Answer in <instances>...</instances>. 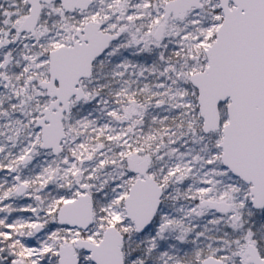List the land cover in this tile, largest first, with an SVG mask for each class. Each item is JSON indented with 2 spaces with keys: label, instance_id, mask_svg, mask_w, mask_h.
<instances>
[{
  "label": "snow or ice",
  "instance_id": "obj_1",
  "mask_svg": "<svg viewBox=\"0 0 264 264\" xmlns=\"http://www.w3.org/2000/svg\"><path fill=\"white\" fill-rule=\"evenodd\" d=\"M0 264H264V0H0Z\"/></svg>",
  "mask_w": 264,
  "mask_h": 264
}]
</instances>
